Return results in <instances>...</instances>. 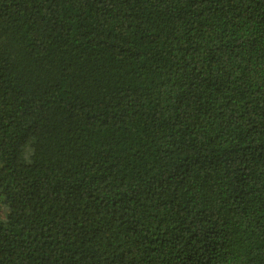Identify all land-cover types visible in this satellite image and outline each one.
<instances>
[{
	"label": "trees",
	"instance_id": "1",
	"mask_svg": "<svg viewBox=\"0 0 264 264\" xmlns=\"http://www.w3.org/2000/svg\"><path fill=\"white\" fill-rule=\"evenodd\" d=\"M0 264H264V0H0Z\"/></svg>",
	"mask_w": 264,
	"mask_h": 264
}]
</instances>
